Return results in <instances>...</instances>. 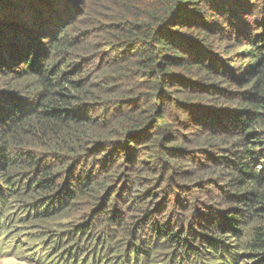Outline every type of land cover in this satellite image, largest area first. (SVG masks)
<instances>
[{
  "label": "trees",
  "instance_id": "obj_1",
  "mask_svg": "<svg viewBox=\"0 0 264 264\" xmlns=\"http://www.w3.org/2000/svg\"><path fill=\"white\" fill-rule=\"evenodd\" d=\"M231 1L0 0V220L59 223L60 264H264V8L230 54Z\"/></svg>",
  "mask_w": 264,
  "mask_h": 264
},
{
  "label": "rangeland",
  "instance_id": "obj_2",
  "mask_svg": "<svg viewBox=\"0 0 264 264\" xmlns=\"http://www.w3.org/2000/svg\"><path fill=\"white\" fill-rule=\"evenodd\" d=\"M256 0H235L228 3V9L225 10L223 14L222 20L225 25L228 26L229 31L232 33V36L225 35L226 40L224 44H227L230 49V54H232L234 50V46L241 45L242 36L245 30L251 31L252 28H260L261 24H258L255 19L256 17H249L242 19L239 17V13L237 12V8H248L250 3ZM261 2V7L264 8V0H257ZM230 17V21L228 19ZM232 19H236L237 22ZM259 19V18H258ZM244 27V29H242ZM262 28L260 29V31ZM254 31V30H253ZM255 32V31H254ZM216 38L221 37V35H216ZM241 39L240 43L235 44V42ZM221 38H218L215 42L214 51L220 50L215 56H218L220 59H225L226 50L223 47H220ZM230 46V47H229ZM208 96V95H205ZM212 96V93L210 94ZM211 180H214L213 191L218 194L222 192L223 188H228L227 183L228 179L224 178V176H211ZM210 179L206 180V182H201L202 184L207 183ZM205 185V184H204ZM208 187H206L203 191L197 193H205ZM199 209L204 210L207 202L199 203ZM9 210L4 217L0 220V264H60L61 259L59 257V253L67 247V245H63L60 242H57L59 236L63 231L61 226L57 222H53L49 225V228H53L56 230L54 234H52L49 238L43 237L41 235L44 234V231L39 228L32 229L29 225L24 223L20 224L17 221V217L19 215L20 210L16 209L15 206H8ZM105 208V207H104ZM108 209H111L107 207ZM171 208V206H170ZM178 211H181L180 209ZM177 211V212H178ZM167 218V217H166ZM165 218V219H166ZM169 218V216H168ZM71 218L64 217L63 220H69ZM186 221V218H184ZM47 226H42V228H46ZM167 255V254H166ZM51 260V262H49ZM152 259L147 260L144 264H150Z\"/></svg>",
  "mask_w": 264,
  "mask_h": 264
}]
</instances>
